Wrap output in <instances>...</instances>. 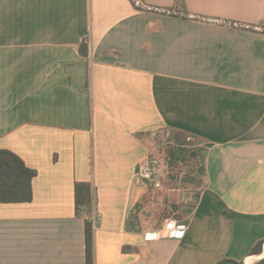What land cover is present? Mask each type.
Returning <instances> with one entry per match:
<instances>
[{
	"label": "crops",
	"instance_id": "obj_1",
	"mask_svg": "<svg viewBox=\"0 0 264 264\" xmlns=\"http://www.w3.org/2000/svg\"><path fill=\"white\" fill-rule=\"evenodd\" d=\"M147 1L264 26V0ZM162 131L172 144V131L193 138L204 170L177 206L166 205L170 188L136 179ZM0 149L37 171L32 201L0 202V264H86L76 182L94 187L95 264H255L264 256L251 254L264 239V33L130 0H0ZM165 205L187 211L180 237L158 234Z\"/></svg>",
	"mask_w": 264,
	"mask_h": 264
},
{
	"label": "trees",
	"instance_id": "obj_2",
	"mask_svg": "<svg viewBox=\"0 0 264 264\" xmlns=\"http://www.w3.org/2000/svg\"><path fill=\"white\" fill-rule=\"evenodd\" d=\"M80 52L87 56L89 46L87 43L80 45ZM170 138L178 145L187 144V134L172 131ZM190 144V143H189ZM196 163L193 165L195 166ZM200 169L203 170V167ZM37 171L26 165L25 161L15 152L9 149H0V202H29L33 200V179ZM76 214L86 216L85 240H86V264H95L94 227L89 217L95 203L94 187L91 182H76L75 184ZM194 205H189L193 208ZM187 211L180 212L183 218ZM89 216V217H88ZM264 252V239L258 241L251 250V254ZM215 264H245L243 260L224 257ZM255 264H264V257Z\"/></svg>",
	"mask_w": 264,
	"mask_h": 264
},
{
	"label": "built area",
	"instance_id": "obj_3",
	"mask_svg": "<svg viewBox=\"0 0 264 264\" xmlns=\"http://www.w3.org/2000/svg\"><path fill=\"white\" fill-rule=\"evenodd\" d=\"M130 1L132 5L140 11L163 16L179 17L231 29L249 30L258 33H264V26L258 23H247L230 18L193 13L184 10L180 6L164 7L161 5L152 4L147 0ZM170 159L171 158L165 160L163 157L156 156L155 154H149L139 165L136 171V179L149 181L154 190L163 191L167 188H170L173 191L174 188L168 186V184L173 182L176 178V175L173 174L169 169L171 164L169 162ZM171 212L172 215L177 213V211L173 209H171ZM89 219L92 222L94 229L97 228L101 220L100 215L92 214ZM184 228L185 224L182 223V221H179L178 218L171 216L165 219L163 226L158 230V234L160 237H164L165 235L180 237Z\"/></svg>",
	"mask_w": 264,
	"mask_h": 264
},
{
	"label": "rangeland",
	"instance_id": "obj_4",
	"mask_svg": "<svg viewBox=\"0 0 264 264\" xmlns=\"http://www.w3.org/2000/svg\"><path fill=\"white\" fill-rule=\"evenodd\" d=\"M155 139L157 151L153 154L163 157L165 160L171 158L170 161L168 160L171 163L169 169L176 175L175 180L168 184L169 187L174 188L172 193H175L176 195H174L175 197L172 200L169 197L166 199L164 196L165 200H167L166 205L169 203V205L177 206L178 202L180 204L191 200L190 195L195 191H198V188L196 187L200 186L203 176V171L198 165V150L193 146H190L195 140L193 138H188V142L185 144L188 146L178 147L176 144L167 142L166 132L164 131L158 132ZM195 163L196 165L193 166ZM166 205L159 209L161 223H164L167 217L173 216L174 218H179L181 216L180 212H183L180 209H173L176 210L177 213L172 215L171 210Z\"/></svg>",
	"mask_w": 264,
	"mask_h": 264
},
{
	"label": "bare ground",
	"instance_id": "obj_5",
	"mask_svg": "<svg viewBox=\"0 0 264 264\" xmlns=\"http://www.w3.org/2000/svg\"><path fill=\"white\" fill-rule=\"evenodd\" d=\"M253 256L247 257V259L245 260V264H252L253 263Z\"/></svg>",
	"mask_w": 264,
	"mask_h": 264
},
{
	"label": "water",
	"instance_id": "obj_6",
	"mask_svg": "<svg viewBox=\"0 0 264 264\" xmlns=\"http://www.w3.org/2000/svg\"><path fill=\"white\" fill-rule=\"evenodd\" d=\"M263 257H264V256H263ZM263 257H262V258H263Z\"/></svg>",
	"mask_w": 264,
	"mask_h": 264
}]
</instances>
